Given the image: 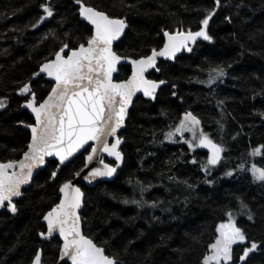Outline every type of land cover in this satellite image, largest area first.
Here are the masks:
<instances>
[{
	"label": "trees",
	"instance_id": "trees-1",
	"mask_svg": "<svg viewBox=\"0 0 264 264\" xmlns=\"http://www.w3.org/2000/svg\"><path fill=\"white\" fill-rule=\"evenodd\" d=\"M47 1L53 16L38 25L44 0H0V98L8 101L0 110V162L19 159L29 140L23 126L33 120L21 103L30 96L18 89L63 44L70 50L91 36L75 0ZM83 3L125 19L128 27L114 49L131 57L160 48L162 31L196 32L214 13L207 28L212 41L201 39L190 46L192 52L182 50L172 60H159L160 71L147 73L149 79L166 84L155 99L134 100L121 132L124 160L116 176L93 187L81 184L84 234L120 264H203L219 235L218 226L231 212L247 240L234 244L232 260L220 264H242L240 256L253 241L258 247L243 264H264V182L248 171L253 164L264 168V149L252 154L264 145V0H220L219 6L216 0ZM217 66L227 74L209 84ZM129 73L130 67L121 65L115 79ZM51 86L44 76L31 82L38 101ZM187 112L224 149L220 162L207 172L202 167L208 161L205 150L165 140ZM88 150L52 182L57 162L49 160L14 202L17 212L7 206L0 211V264H31L38 249L44 264L55 263L61 242L58 237L39 238L45 231L42 217L58 202L59 186L82 167Z\"/></svg>",
	"mask_w": 264,
	"mask_h": 264
},
{
	"label": "snow or ice",
	"instance_id": "snow-or-ice-1",
	"mask_svg": "<svg viewBox=\"0 0 264 264\" xmlns=\"http://www.w3.org/2000/svg\"><path fill=\"white\" fill-rule=\"evenodd\" d=\"M75 2L80 6L79 14L94 26V34L87 39L86 45L81 43L78 48L70 49V54H65V49H69V45L63 44L55 53L54 59L43 63L39 71L33 73L32 79L39 77L41 73L54 78L55 86L43 102H38L36 93L32 91L31 79L18 89L20 95L27 94L31 97L26 100V107L35 114L36 122L34 125H27L31 128L32 136L23 159L0 162V207L7 206L12 213L17 212L13 199L22 195V185L31 181L34 169L45 165L46 157H59V165H64L92 141L95 146L89 145L91 152L86 157L88 163L92 162L100 151L114 156L116 161H122L123 155L119 151L122 141L116 134L124 124L133 96L142 90L146 97L155 99L157 89L166 84L165 80L147 79L145 73L149 69L160 71L156 67L158 57L174 59L176 54L185 48L192 52L189 44H195L197 38L213 40L207 28L214 13H209L201 21L203 27L199 31L165 32L167 41L163 48L159 51L153 48L151 55L132 60V76L128 80L116 83L113 82L112 75L122 58L113 51V42L118 40L128 27L125 19L112 18L94 7L85 5L83 0ZM216 4L219 6L220 0H216ZM42 7L45 8L48 17L53 16L51 8L43 5ZM43 19L44 17H41V20ZM226 74L222 66H217L211 70L208 83L212 84ZM5 108V99L0 98V109ZM199 125L200 120L191 112H187L180 124L165 134V138L172 140L176 133L192 132L193 140L198 138L199 144L186 141L189 146H203L211 151L207 164L202 165L207 172L210 167L220 162L224 149L202 129H198ZM109 137H115V142L110 144ZM261 149H264V145L253 149L252 154H258ZM85 166L87 167V164ZM117 167L118 165L115 167L104 165L103 168H93L83 179L91 181L98 177H111ZM58 171L59 166L57 171L51 173L53 179L57 177ZM252 172L255 178L264 181V168H257L253 164ZM75 175L79 177L81 172H76ZM227 175H231V172ZM144 191L146 189L141 185V195ZM60 192L63 193L60 203L43 219L47 222L48 236L58 231L63 238L62 255L70 256L73 264H120L117 258L105 255L104 248L98 247L82 233L81 217L78 214L82 206L81 189L68 180L61 186ZM124 202L129 201L125 199ZM132 203L141 202L134 200ZM152 206L155 207V203ZM228 216L231 218L232 213L229 212ZM251 218L249 216V219ZM217 232L219 235L215 243L210 245L213 254L204 257L203 264L212 262L219 264L221 260H232V246L247 240L243 230L231 220L227 224L221 223ZM40 235L43 237L45 233L41 232ZM257 247L253 241L250 247L245 248L243 255L240 256L242 264L249 253ZM32 264H41V252L36 253Z\"/></svg>",
	"mask_w": 264,
	"mask_h": 264
},
{
	"label": "water",
	"instance_id": "water-1",
	"mask_svg": "<svg viewBox=\"0 0 264 264\" xmlns=\"http://www.w3.org/2000/svg\"><path fill=\"white\" fill-rule=\"evenodd\" d=\"M76 5H77V4H76ZM77 6H78V10H77V12H78V14H79L80 6H79V5H77ZM95 9H96V8H95ZM97 10H98V9H97ZM98 11H101V10H98ZM102 12H104V11H102ZM104 13H106V12H104ZM106 14H107V13H106ZM107 15H108V14H107ZM108 16H109V15H108ZM110 17H112V18L123 19V18H120V17H114V16H110ZM79 18H80L81 21L87 23V24L91 27V36H92V35L94 34V31H95L94 26L91 25L90 22H88L87 20H85L80 14H79ZM202 27H203V25L201 26V28H202ZM201 28H200V29H201ZM200 29H199V30H200ZM199 30H198V31H199ZM125 31H126V29L124 30V33L121 35V37H120L118 40H116V41L113 42V51H114V52H116L115 49H114L115 44L118 43V42L123 38V36H124V34H125ZM165 32H169V31H167V30H166V31H162V35H163L164 41H163L162 46H161L160 48L157 49L158 51H159L161 48H163L164 44H165L166 41H167V37L164 35ZM169 33H175V32H169ZM201 39H203V38H202V37H201V38H197V41H196V42L200 41ZM84 44L86 45V43H84ZM79 45H80V44H79ZM79 45H78L76 48H78ZM191 45H193V44L190 43L189 46H191ZM73 49H74V48H73ZM59 50H60V49H59ZM59 50H58V51H59ZM182 50H186V51H187L186 48H185V49H181V51H182ZM181 51H180V52H181ZM180 52H178L176 55H178ZM65 54H70V50L65 49ZM116 54L122 58L121 61L117 63V65H116V71L113 72V75H112L113 82L118 83V82H121V81L128 80V79L132 76V73H133V65H132V63H131L132 60H138V59H140L141 57L149 56V55H151V52H150L149 54H147V55L139 56V57L122 56V55H119L117 52H116ZM54 57H55V54H54V56H53L51 59H54ZM175 57H176V56H175ZM51 59H50V60H51ZM159 60H172V58L158 57V58H157V63H158ZM45 62H47V61H45ZM45 62H44V63H45ZM157 63H156V65H157ZM42 64H43V63H42ZM42 64H41V65H42ZM41 65H40V66H41ZM121 65H128V66L130 67V73H129V75H128L125 79H123V80H116V79H115V76L119 73V67H120ZM40 66H39V68L37 69L36 72L39 71ZM151 70H153V69H149V71H151ZM149 71H148V72H149ZM148 72L145 73V76H146L147 79H149V78L147 77V73H148ZM34 73H35V72H34ZM32 76H33V74H32L31 77H30L31 82L34 81V80H36V79H38L40 76H44L48 81H51V82H52V87L50 88L48 94H47V95L44 97V99H43V100H45V99L47 98V96L49 95V93L51 92V89L55 86L54 78H53V77H49V76H47L46 73H41V75H40L39 77L35 78V79H32ZM30 79H29V80H30ZM149 80H153V79H149ZM28 82H29V81H28ZM164 85H165V84H164ZM161 86H163V85H161ZM157 91H158V89H157ZM157 91H156V92H157ZM138 96H142V97L145 98V99H150V100L152 99L151 97H146V96L143 94V91H142V90L137 91L136 94H135V95L133 96V98H132V103H131V105H130L129 108H128V115H129V111H130V109H131V107H132V104H133L134 100H135ZM29 99H31V97H30ZM43 100H41L40 102H43ZM21 108H22V109H26V110L29 112V114L33 117V122H32L31 124H26V125L23 126L24 129H26L27 131H29V140H28V143H27L26 149H25V151H24V152H26V151L28 150V145H29V143L31 142V136H32L31 128L27 127V125H34L36 121H35V114L31 111L30 108H27V107H26V101L22 103ZM128 115H127V117L125 118V121H124L123 126H122L120 129H118L117 134H116V135L121 139V141H122V143H121L120 146H119V151H120V152H121V148H122L123 143H124V139H123V137L121 136V132L125 129L126 121H127V119H128ZM108 142H109L110 144H111V143H114V142H115V137H109V138H108ZM198 144H199V140H198ZM89 145L95 146L94 142H92V141L89 142ZM89 145H86V146H85V149L89 148V150H88V152L85 154V157H84V163H83L82 167L77 171V172H81V175H80L79 177H77V176L74 174V176H73L71 179H68V180H71V181L73 182V184H74L76 187H79V188L81 189L82 193H83V197H82V206H81V208L78 210V214H79L80 217H81V211H82L83 208H84V201H85V194H84V191H83V189H82V187H81V184L84 185V186H86V187H93V186H95V185L98 184V183L106 182V181H111V180L116 176L117 171H118V169L122 166V163H123V160H124V155H123L122 152H121V153H122V155H123V160H122V161H116V159H115L114 156H110L108 153L103 152V151H100V152L97 153V157L94 158L92 162L88 163V162L86 161V157H87V155L90 154V152H91V147H89ZM198 147L201 148V149H203V150H205V151L207 152V160H208L209 156L211 155V151H210V149L207 148V147H203V146H198ZM85 149H81L79 152L75 153L74 156L70 158V161H66L64 165H59V157H56V156H49V157H46V158H45V165H42V166H40L39 168H36V169L33 170V177H32V179H31V181H30L28 184H26V185H22V187H21L22 195L19 196V197H15V198L13 199V203H14L16 200H19V199L23 196V190L31 186V184H32V182H33V180H34V178L37 176V174H38L42 169H44V168L47 166V163H48L49 160H55V161L57 162V166H56L55 171H57L58 166H59V171H60V170L66 165V164H68L69 162H71V161H72V160H73L78 154L82 153ZM24 152L22 153V155L20 156V158L17 159V160H21V159H23V154H24ZM222 156H223V153L221 154V158H222ZM6 162H7V161H6ZM86 164H87V167L85 166ZM104 165H111V166H114V167L118 165L117 170H116V172L113 174V176H111V177H98V178H95V179H93V180H91V181L83 179L84 176L89 175V173L92 171L93 168H103ZM81 169H83V171H81ZM59 171L57 172V175H58ZM56 178H57V177H56ZM56 178H55V179H56ZM55 179H53L52 176H51L50 181L52 182V181H54ZM68 180H66V181H68ZM66 181H65V182H66ZM65 182H63V183L59 186V200H58V202H57L53 207H55L57 204H59V203H60V200L63 198V193L60 192V188H61V186H62ZM5 207H6V206H2V207H0V211L3 210ZM53 207H52V208H53ZM52 208H51V209H52ZM51 209H49V210L43 215V217H44V216H45V215H46ZM43 217H42V223H43L44 226H45V231H44L43 233H45V236L42 237V236L39 234V238H40L41 240H43V241H49L50 239H52V238H54V237H58L59 240H60V242H61V244H60V248H59V252H58V257H57V260L55 261L54 264H73V262H72L70 256H63V255H62L63 238L60 236L59 232L56 231V232H54L51 236H48V234H47V222L43 219ZM81 230H82V233L84 234L82 219H81ZM84 235H85V234H84ZM85 236L88 237L87 235H85ZM88 238L91 239L90 237H88ZM91 240H92V239H91ZM93 242H94V241H93ZM94 243H95V242H94ZM95 244H96V243H95ZM96 245H97V244H96ZM97 246H98V247H101V246H99V245H97ZM101 248H103V247H101ZM38 251L41 252V264H44V263L42 262V251H41V249H38ZM38 251H37V252H38ZM105 255H107L106 252H105ZM108 256H109V255H108ZM109 257H111V256H109ZM31 264H32V263H31Z\"/></svg>",
	"mask_w": 264,
	"mask_h": 264
},
{
	"label": "rangeland",
	"instance_id": "rangeland-1",
	"mask_svg": "<svg viewBox=\"0 0 264 264\" xmlns=\"http://www.w3.org/2000/svg\"><path fill=\"white\" fill-rule=\"evenodd\" d=\"M47 0H44V5L43 6H46V7H48V8H50L48 5H47ZM91 7V6H90ZM42 9H43V12H44V14H43V16L42 17H44V19L43 20H41L40 19V21H39V23H38V25H40V24H42L43 22H45V21H47V20H49L51 17H48L47 16V14H46V11H45V8L44 7H42ZM176 31H178V30H176L175 29V31H173V32H176ZM179 31H184L183 29H179ZM54 56V55H53ZM24 97H27V95L25 94V96ZM29 98V97H28ZM3 99H5V98H3ZM7 99H5V103H6V105H7ZM1 110V109H0ZM183 118H184V115H183ZM182 118V119H183ZM181 119V120H182ZM180 124V122L176 125V126H178ZM175 126V127H176ZM198 127V129H202V127H201V123H200V125L199 126H197ZM174 129V128H173ZM172 131V130H171ZM170 132V131H169ZM199 135V133H197V136ZM165 140L166 141H173V142H175V141H179V142H185V143H187L186 141H193V143L194 144H196V145H198V138L197 139H195V140H193V134H192V132H190V131H184L183 132V134H181V133H176V135L173 137V139L172 140H168V139H166L165 138ZM188 144V143H187ZM189 145V144H188ZM196 147H198V146H196ZM248 171L250 172V174H251V176H252V178L254 179V180H256V181H261V180H259V179H257V178H255L254 177V175H253V172H252V167L251 166H249L248 167ZM262 182H264V181H262ZM230 220L231 221H233L234 223H235V220L233 219V218H229V219H227L225 222H223V223H225V224H227V223H229L230 222ZM213 253H212V250H211V252L209 253V255L208 256H211ZM222 262H227V260H221L220 262H219V264L220 263H222ZM213 263H215V262H213Z\"/></svg>",
	"mask_w": 264,
	"mask_h": 264
},
{
	"label": "flooded vegetation",
	"instance_id": "flooded-vegetation-1",
	"mask_svg": "<svg viewBox=\"0 0 264 264\" xmlns=\"http://www.w3.org/2000/svg\"><path fill=\"white\" fill-rule=\"evenodd\" d=\"M88 6V5H87ZM78 7V6H77ZM92 7V6H91ZM79 15V14H78ZM52 87V86H51ZM27 95V94H26ZM30 98V97H29ZM29 98H26V99H24L23 101H22V103L23 102H25L27 99H29ZM38 102H40V101H38ZM22 103H21V105H22ZM26 110V109H25ZM29 113V112H28ZM32 117V116H31ZM32 120H33V117H32ZM33 122V121H32ZM31 124V123H30ZM29 132V131H28Z\"/></svg>",
	"mask_w": 264,
	"mask_h": 264
}]
</instances>
